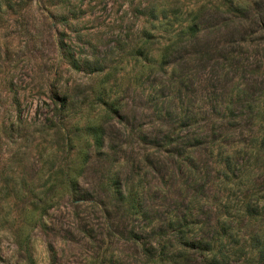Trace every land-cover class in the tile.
<instances>
[{
    "label": "trees",
    "instance_id": "16d2710c",
    "mask_svg": "<svg viewBox=\"0 0 264 264\" xmlns=\"http://www.w3.org/2000/svg\"><path fill=\"white\" fill-rule=\"evenodd\" d=\"M149 1L139 11L148 28L140 29L130 54L164 77L156 78V97L149 100L155 123L132 132L143 150L134 156L112 142L103 123L81 129L87 144L76 150L80 172L66 180L76 217L79 205H94L108 230L102 237L131 243L137 264H264V93L250 90L248 75L258 69L238 53L252 36L238 25L251 17L249 7L217 6L235 19L211 23L201 6L183 18L162 1ZM258 29L264 33V22ZM64 55L88 73L106 63L96 52L92 60ZM117 124L124 135L119 125L126 129L127 122ZM97 164L102 168L89 193L81 180ZM234 190L238 205L230 202ZM40 214L48 215L47 207ZM80 230L93 237L92 229Z\"/></svg>",
    "mask_w": 264,
    "mask_h": 264
},
{
    "label": "rangeland",
    "instance_id": "374dc122",
    "mask_svg": "<svg viewBox=\"0 0 264 264\" xmlns=\"http://www.w3.org/2000/svg\"><path fill=\"white\" fill-rule=\"evenodd\" d=\"M160 1L183 18L201 6L211 23L235 19L217 6H248L251 17L238 25L252 36L238 53L249 69H258L248 75L250 90L264 93V33L258 29L264 0ZM148 2L0 0V264H52L50 246L54 264H137L131 243L102 237L108 230L94 205H79L76 217L66 180L80 172L76 150L87 144L81 129L89 123H103L114 144H125L126 155L143 152L132 132L155 123L149 100L156 97V78H164L130 54L140 29L148 28L139 13ZM64 52L89 60L96 52L106 63L99 72L76 70ZM119 120L127 122L126 129L119 125L124 135L116 130ZM101 168L90 166L81 180L89 193ZM229 198L235 205L241 194L234 190ZM44 206L48 215L40 214ZM83 226L92 238L83 236Z\"/></svg>",
    "mask_w": 264,
    "mask_h": 264
}]
</instances>
